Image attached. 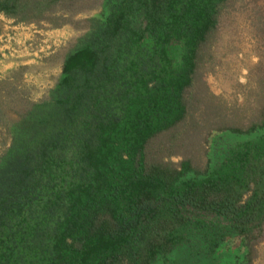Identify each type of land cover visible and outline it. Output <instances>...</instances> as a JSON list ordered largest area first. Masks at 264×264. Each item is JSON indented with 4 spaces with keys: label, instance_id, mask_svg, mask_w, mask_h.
<instances>
[{
    "label": "trees",
    "instance_id": "obj_1",
    "mask_svg": "<svg viewBox=\"0 0 264 264\" xmlns=\"http://www.w3.org/2000/svg\"><path fill=\"white\" fill-rule=\"evenodd\" d=\"M0 15L80 32L40 97L0 95V264L253 263L264 0H0Z\"/></svg>",
    "mask_w": 264,
    "mask_h": 264
},
{
    "label": "rangeland",
    "instance_id": "obj_2",
    "mask_svg": "<svg viewBox=\"0 0 264 264\" xmlns=\"http://www.w3.org/2000/svg\"><path fill=\"white\" fill-rule=\"evenodd\" d=\"M92 15H95V12L79 15V18ZM246 28L245 25L241 30L244 38L243 52L249 48ZM79 34L78 30L69 25L49 28L33 23H14L13 20L0 15V95L2 98L16 92L29 95L34 100L45 93L58 77L59 61L62 56L61 47ZM232 60L238 65V60L233 57ZM233 66L235 65L229 64L222 73L209 77V83L215 92L222 93L224 90L229 93L232 85L229 68L233 70ZM245 72V68L241 65L238 70L239 81H244ZM255 251L252 264H264V239L255 245Z\"/></svg>",
    "mask_w": 264,
    "mask_h": 264
}]
</instances>
